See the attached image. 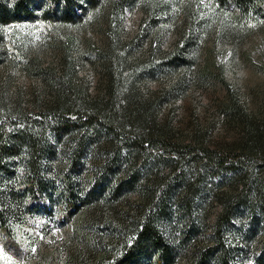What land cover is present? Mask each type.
<instances>
[{"label": "rangeland", "instance_id": "rangeland-1", "mask_svg": "<svg viewBox=\"0 0 264 264\" xmlns=\"http://www.w3.org/2000/svg\"><path fill=\"white\" fill-rule=\"evenodd\" d=\"M126 1L113 7L116 0H100L95 10L81 12L78 0L71 23L43 17L39 9L0 25V118L55 108L75 118L87 108L108 109L117 123L143 135L241 154L258 166L253 175L201 174L189 192L170 198L166 225L179 242L193 223L195 237L174 264H194L212 245L223 202L246 195L224 238L241 254L236 264H256L264 248V0L240 7L234 0ZM116 54L124 60L119 71L110 66ZM112 72H120L119 90L109 88ZM67 142L55 144V155L40 163L51 189L23 198L20 218L0 223V264H112L168 176L164 167L147 166L134 192H100L95 170L113 149L104 139L83 158L78 196L85 202L71 200L64 177L56 176L66 164ZM132 158L125 169L141 165L144 156ZM91 193L100 197L88 200Z\"/></svg>", "mask_w": 264, "mask_h": 264}, {"label": "trees", "instance_id": "trees-1", "mask_svg": "<svg viewBox=\"0 0 264 264\" xmlns=\"http://www.w3.org/2000/svg\"><path fill=\"white\" fill-rule=\"evenodd\" d=\"M77 1L14 0L9 4L8 0H0V25L19 22L39 9L42 10L43 17L52 16L57 21L71 23L76 18L73 10ZM81 1L84 6L81 12L95 10L100 3V0ZM234 1L233 4L240 7L244 0ZM124 2L127 1L116 0L112 5L123 6ZM174 59V56L172 59L170 57L169 63ZM123 61L119 55H113L110 66L114 71H119ZM181 62L183 60L178 58V62L174 63L178 65ZM119 75L120 72L110 74L109 88L119 90L122 84L114 83ZM107 110L92 111L87 108L83 113L72 114L75 118H71L67 116L71 115L67 109L55 108L20 116L16 120L0 118V223L7 226L20 218L16 211L21 207L23 198H33L36 192H48L51 189L52 182L46 178L48 171L42 170L40 163L43 158L51 159L55 155V144L68 140L70 150L66 153V164L56 176L64 177L71 200L84 203L85 200L78 196L84 183L80 174L84 155L86 150H96L98 144L106 139L113 149L103 155L100 166L95 170V183L100 187V192L110 190L113 196L125 195L136 190L145 176L147 166L157 170L164 167L168 170V176L157 186L159 192L138 222L132 238L112 264H153L154 261L158 264H174L184 245L195 237L196 229L191 222L186 226L179 242H173L169 238L171 235L166 221L171 216L170 198L178 192H189L199 183L201 174L204 177L208 175L222 178H227L228 175L236 177L242 173L253 175L258 166L249 165L248 160L238 153L195 148L143 135L139 130L126 128L124 123H117ZM134 153L144 156L141 165L125 169L130 163H135L132 158ZM18 181L20 184L17 187ZM246 189L250 190L248 185ZM87 197L89 200L100 196L91 193ZM246 205V195L234 196L223 202L222 212L214 225L212 245L198 253L194 264H236L237 257L241 254L236 250L232 251L224 235L234 230L236 211ZM255 263L264 264V248Z\"/></svg>", "mask_w": 264, "mask_h": 264}]
</instances>
